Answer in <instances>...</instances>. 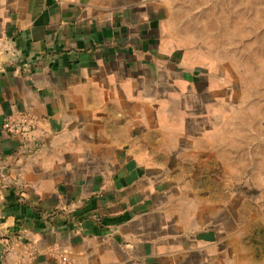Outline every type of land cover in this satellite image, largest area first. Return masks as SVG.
<instances>
[{"label":"crops","instance_id":"crops-1","mask_svg":"<svg viewBox=\"0 0 264 264\" xmlns=\"http://www.w3.org/2000/svg\"><path fill=\"white\" fill-rule=\"evenodd\" d=\"M185 9L229 0H0V264H262L197 167Z\"/></svg>","mask_w":264,"mask_h":264},{"label":"rangeland","instance_id":"rangeland-1","mask_svg":"<svg viewBox=\"0 0 264 264\" xmlns=\"http://www.w3.org/2000/svg\"><path fill=\"white\" fill-rule=\"evenodd\" d=\"M238 1L229 0L227 12L185 9L174 16L188 23L181 37L201 56L187 60L198 70H181L182 84L193 80L204 91L196 103L208 104L189 125L203 149L197 167L203 164L202 175L215 181L217 201L226 197L238 207L240 225L251 230L246 237L264 264V0ZM188 71L209 74L214 86L204 76H185Z\"/></svg>","mask_w":264,"mask_h":264},{"label":"built area","instance_id":"built-area-1","mask_svg":"<svg viewBox=\"0 0 264 264\" xmlns=\"http://www.w3.org/2000/svg\"><path fill=\"white\" fill-rule=\"evenodd\" d=\"M52 1L58 4H63L64 2H67V1L72 2L74 0H52ZM3 128L6 132H9L12 134H26L35 128V122L32 118L28 116H20L15 119L6 120L3 124ZM21 264H30V263L25 262Z\"/></svg>","mask_w":264,"mask_h":264},{"label":"bare ground","instance_id":"bare-ground-1","mask_svg":"<svg viewBox=\"0 0 264 264\" xmlns=\"http://www.w3.org/2000/svg\"><path fill=\"white\" fill-rule=\"evenodd\" d=\"M244 15V14H243Z\"/></svg>","mask_w":264,"mask_h":264}]
</instances>
